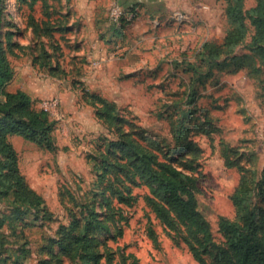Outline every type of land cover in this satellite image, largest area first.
I'll return each mask as SVG.
<instances>
[{
    "label": "rangeland",
    "instance_id": "374dc122",
    "mask_svg": "<svg viewBox=\"0 0 264 264\" xmlns=\"http://www.w3.org/2000/svg\"><path fill=\"white\" fill-rule=\"evenodd\" d=\"M151 1L38 0L29 7L31 0H3V31L12 33L4 47L13 70L5 90L26 92L35 108L49 113L55 121L56 149L10 137L20 173L43 198L49 216L41 219L40 214L35 220L31 213H18L24 220L20 224L11 197H3L0 187V264H79L50 240L70 225L80 204L94 200L97 212L107 211L89 155L102 138L117 137L95 117L85 93L115 103L124 127L156 141L176 164L187 167L192 162L194 168L187 173L195 178L197 210L217 242L222 240L220 218L234 216L230 195L239 179L236 167L226 166L223 149L229 147L231 159L250 175L262 174L264 100L258 77L232 62L223 64L224 57L220 66L203 63L201 74L186 69V63L200 64L197 54L204 42H223L228 28L224 2ZM257 2L244 0V10ZM247 26V36L228 57L251 55L254 28L249 21ZM117 27H122L121 37L115 36ZM191 89L197 98L187 104ZM181 120L186 121L187 137L176 141ZM190 143L193 148L188 150ZM146 192L134 188L131 206L111 198L115 210L109 213L124 219L109 220L110 230L98 235L99 250L111 253L112 264H130L129 254L138 264H198L145 206ZM150 225L157 243L148 236ZM24 242L26 254L20 251Z\"/></svg>",
    "mask_w": 264,
    "mask_h": 264
},
{
    "label": "trees",
    "instance_id": "16d2710c",
    "mask_svg": "<svg viewBox=\"0 0 264 264\" xmlns=\"http://www.w3.org/2000/svg\"><path fill=\"white\" fill-rule=\"evenodd\" d=\"M36 1L31 0L29 7ZM222 1L228 24L223 42L219 45L204 42L197 54L200 64L186 63V69L201 74L203 63L208 61L220 66L219 60L224 57L223 64L232 62L236 69L245 67L250 75L258 77L264 100V0H258L248 11L244 10V0ZM3 12V0H0V187L3 188V197H11L14 218L22 224L24 220L18 217V213H31L35 220L40 219V214L43 215L41 219L49 215L43 198L20 173L17 152L10 137L19 136L42 149L54 151L52 132L55 121L45 109L35 108L26 92L5 90L13 78V70L4 47L5 43L11 42L12 33L3 31ZM247 21L254 28L249 47L251 55L228 57L247 36ZM121 28H115V36H122ZM254 57H257V63ZM84 97L85 103L94 108L95 117L112 128L117 137L115 140L102 138L103 143L89 155L92 167L98 172L97 180L102 186L108 213L97 212L94 200L80 204L78 211L71 216L70 225L61 227L58 237L50 240L51 244L57 245L62 254L79 264H100L102 260L112 264L111 253L98 248V235L110 230L109 220L117 223L124 219L120 213L118 219H115L114 212L109 213L115 210L111 198H115L117 204L131 206L136 201L133 189L144 187L147 191L143 195L145 206L174 244H183L198 264H264V170L259 177L250 175L231 159L229 147L223 149L226 166L236 167L239 179L230 195L234 216L220 218L218 231L222 240L217 242L197 210L195 178L187 173L194 168L192 162L181 167L162 152L156 141L124 127L115 103L89 93ZM196 98L197 91L191 89L187 104H193ZM185 124L186 121L181 120L179 129L174 132L176 141L187 137ZM192 148L190 143L188 150ZM3 222L0 220V225ZM147 233L152 242L157 243L152 225L148 226ZM23 245L25 248L20 251L26 254L28 242ZM129 257L132 258L130 264H138L133 254Z\"/></svg>",
    "mask_w": 264,
    "mask_h": 264
},
{
    "label": "crops",
    "instance_id": "0c3cea01",
    "mask_svg": "<svg viewBox=\"0 0 264 264\" xmlns=\"http://www.w3.org/2000/svg\"><path fill=\"white\" fill-rule=\"evenodd\" d=\"M143 2H147V3H150L152 2L151 0H142Z\"/></svg>",
    "mask_w": 264,
    "mask_h": 264
}]
</instances>
